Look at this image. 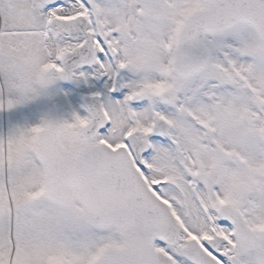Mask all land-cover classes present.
<instances>
[{"label": "snow or ice", "instance_id": "1", "mask_svg": "<svg viewBox=\"0 0 264 264\" xmlns=\"http://www.w3.org/2000/svg\"><path fill=\"white\" fill-rule=\"evenodd\" d=\"M0 264H264V0H0Z\"/></svg>", "mask_w": 264, "mask_h": 264}]
</instances>
